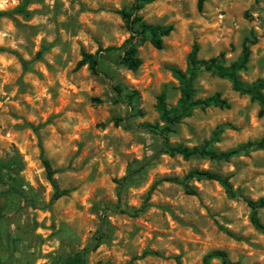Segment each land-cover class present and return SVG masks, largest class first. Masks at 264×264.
Instances as JSON below:
<instances>
[{
  "label": "rangeland",
  "instance_id": "374dc122",
  "mask_svg": "<svg viewBox=\"0 0 264 264\" xmlns=\"http://www.w3.org/2000/svg\"><path fill=\"white\" fill-rule=\"evenodd\" d=\"M30 15H0V264H52L74 250L100 245L87 264H202L213 249L241 264H264V234L250 221L244 197L264 195V150L212 161L161 153L157 96L180 97L171 66L186 68L195 43L199 56L225 51L239 57L245 37H256L246 82L264 76V0H155L140 11L153 24H174L162 49L145 34L137 71L105 55L95 74L79 67L83 52L121 46L131 32L122 10L133 0H31ZM21 0H0L11 10ZM196 96L220 92L230 108L196 109L174 126L173 143L212 144L225 151L264 135L259 105L230 80L203 72ZM56 170L69 195L52 199L42 161ZM230 177V198L215 180H191L196 194L171 180L190 170ZM127 179H124L127 174ZM122 184V185H121ZM17 188V190H13ZM264 222V208L260 210ZM210 264H222L213 259Z\"/></svg>",
  "mask_w": 264,
  "mask_h": 264
},
{
  "label": "trees",
  "instance_id": "16d2710c",
  "mask_svg": "<svg viewBox=\"0 0 264 264\" xmlns=\"http://www.w3.org/2000/svg\"><path fill=\"white\" fill-rule=\"evenodd\" d=\"M155 0H133L130 9L122 10L123 18L127 22L128 29L131 32L129 38L121 46H108L107 48H99L96 53L83 52L82 59L78 62V66L88 65L91 71L95 74L99 73V64L104 51L105 55L113 52H118L116 63L118 66L126 67L132 71H137L143 63L139 55L140 41L143 35H148V40L157 49L164 47V39L174 30V24H153L145 21L140 15V11L146 4L152 3ZM207 0H197L199 10H203ZM31 0H21L11 10H0V15H30L28 9ZM143 39V38H142ZM141 39V40H142ZM256 43V37H245L242 45V51L239 57L231 62H228L225 51L220 52L216 56L210 58H202L199 56L200 47L195 43L187 56L186 68L182 69L177 66H171L173 76L179 82L180 97L175 105L169 104L167 94L162 91L157 96L156 109L160 114V119L163 125H157L150 130L161 136L163 144L160 148L161 153L171 156H182L184 159H189L193 156H201L212 161H230L233 157L250 153L251 151L264 150V135L258 140H249L237 147L225 150L216 151L212 148V144L219 140L220 134L226 127H234L231 124H220L212 138L206 140L201 146H187L182 143H173L171 141V133L174 126L181 123L185 118L193 115L196 109H206L208 107L230 108L229 100L222 96L220 92L208 95L206 97L196 96L195 82L199 75L203 72H210L221 78H226L232 83V87L240 94H245L250 99L259 105L258 115L264 116V76L249 83L243 80L240 72L247 69L248 63L252 54V46ZM42 161L46 168V173L51 182L54 192L53 200H57L63 196L69 195L73 188H61L57 178L55 177L56 170L53 168L50 160L44 155L42 148ZM127 174L124 179H127ZM182 185L190 194H196V190L192 189L189 182L191 180H215L221 184L225 192L230 198H236L237 192L234 189L230 177L212 169L195 168L190 170L183 177L172 176L164 178ZM122 185V184H121ZM17 190V188H13ZM245 202L250 208V221L254 228L264 234V222L260 216V210L264 208V195L253 199L244 197ZM101 243V238H97L96 243L90 249L89 247L74 250L67 254L64 259L52 264H87V255L90 250L96 249ZM213 259H220L222 264H241L240 262L232 261L227 251L222 249H213L206 253L203 257L202 264H210ZM179 264H182L179 261Z\"/></svg>",
  "mask_w": 264,
  "mask_h": 264
}]
</instances>
